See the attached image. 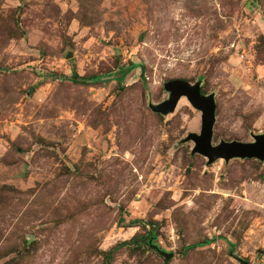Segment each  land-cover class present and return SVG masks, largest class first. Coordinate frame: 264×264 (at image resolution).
Instances as JSON below:
<instances>
[{
    "label": "rangeland",
    "instance_id": "1",
    "mask_svg": "<svg viewBox=\"0 0 264 264\" xmlns=\"http://www.w3.org/2000/svg\"><path fill=\"white\" fill-rule=\"evenodd\" d=\"M173 79L264 135V0H0V264H264V161Z\"/></svg>",
    "mask_w": 264,
    "mask_h": 264
},
{
    "label": "water",
    "instance_id": "2",
    "mask_svg": "<svg viewBox=\"0 0 264 264\" xmlns=\"http://www.w3.org/2000/svg\"><path fill=\"white\" fill-rule=\"evenodd\" d=\"M164 89L168 93L166 100L159 104H148L151 111L166 115L172 112L180 97H184L191 107L200 112L199 133H188L183 141L193 143L192 153H198L211 163L216 159L228 161L230 159L252 158L264 161V135L254 134L252 140L242 142L237 140L220 141L216 145L211 144L212 128L215 122V101L213 94H202L200 82L189 83L181 79H173L165 82ZM149 246L161 255L164 260L173 257V253L160 250L155 244L148 242Z\"/></svg>",
    "mask_w": 264,
    "mask_h": 264
},
{
    "label": "trees",
    "instance_id": "3",
    "mask_svg": "<svg viewBox=\"0 0 264 264\" xmlns=\"http://www.w3.org/2000/svg\"><path fill=\"white\" fill-rule=\"evenodd\" d=\"M149 108V107H148ZM151 242V240H147L146 242H144V244L146 245L147 244V246L149 247V248H151L150 246H149V243L148 242ZM207 241H205L204 243H206ZM134 244H135V242H134ZM201 244H203V243H201ZM231 248V247H230ZM152 249V248H151ZM155 251V250H154Z\"/></svg>",
    "mask_w": 264,
    "mask_h": 264
},
{
    "label": "bare ground",
    "instance_id": "4",
    "mask_svg": "<svg viewBox=\"0 0 264 264\" xmlns=\"http://www.w3.org/2000/svg\"><path fill=\"white\" fill-rule=\"evenodd\" d=\"M180 99H182V98L180 97L179 100H180ZM179 100H178V101H179Z\"/></svg>",
    "mask_w": 264,
    "mask_h": 264
}]
</instances>
